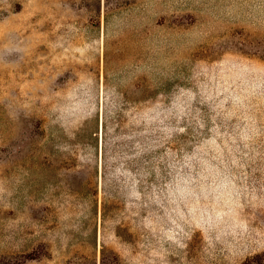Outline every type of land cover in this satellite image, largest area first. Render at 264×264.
<instances>
[{
    "label": "rangeland",
    "instance_id": "374dc122",
    "mask_svg": "<svg viewBox=\"0 0 264 264\" xmlns=\"http://www.w3.org/2000/svg\"><path fill=\"white\" fill-rule=\"evenodd\" d=\"M0 264H264V0H0Z\"/></svg>",
    "mask_w": 264,
    "mask_h": 264
}]
</instances>
